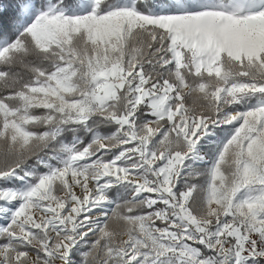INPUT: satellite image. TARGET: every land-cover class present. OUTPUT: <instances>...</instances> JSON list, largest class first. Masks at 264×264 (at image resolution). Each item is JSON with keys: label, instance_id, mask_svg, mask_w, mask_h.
Instances as JSON below:
<instances>
[{"label": "snow or ice", "instance_id": "obj_1", "mask_svg": "<svg viewBox=\"0 0 264 264\" xmlns=\"http://www.w3.org/2000/svg\"><path fill=\"white\" fill-rule=\"evenodd\" d=\"M0 264H264V0H0Z\"/></svg>", "mask_w": 264, "mask_h": 264}]
</instances>
